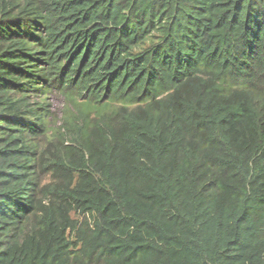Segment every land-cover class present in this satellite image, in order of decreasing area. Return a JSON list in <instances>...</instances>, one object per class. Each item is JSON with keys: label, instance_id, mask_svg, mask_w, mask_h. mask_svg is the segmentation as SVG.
<instances>
[{"label": "trees", "instance_id": "obj_1", "mask_svg": "<svg viewBox=\"0 0 264 264\" xmlns=\"http://www.w3.org/2000/svg\"><path fill=\"white\" fill-rule=\"evenodd\" d=\"M0 264H264V0H0Z\"/></svg>", "mask_w": 264, "mask_h": 264}, {"label": "rangeland", "instance_id": "obj_2", "mask_svg": "<svg viewBox=\"0 0 264 264\" xmlns=\"http://www.w3.org/2000/svg\"><path fill=\"white\" fill-rule=\"evenodd\" d=\"M52 111L54 113L55 129H59L62 125L63 111L65 110L66 99L59 95H55L52 99Z\"/></svg>", "mask_w": 264, "mask_h": 264}]
</instances>
